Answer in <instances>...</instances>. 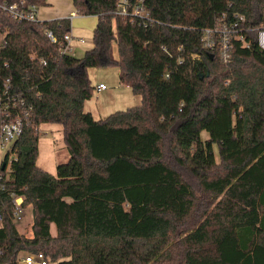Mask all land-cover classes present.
Segmentation results:
<instances>
[{"label":"trees","instance_id":"trees-1","mask_svg":"<svg viewBox=\"0 0 264 264\" xmlns=\"http://www.w3.org/2000/svg\"><path fill=\"white\" fill-rule=\"evenodd\" d=\"M117 2L73 0L98 17L77 57L60 53L69 17L3 7L47 0H0V93L10 79L32 106L0 163V264L23 252L56 264H264V0H143L147 18L117 15ZM235 14L249 45L233 39L224 61L202 33ZM107 65L141 101L96 119L88 69ZM42 124L62 128L68 159L55 174L37 163ZM13 192L36 211L32 236L17 228Z\"/></svg>","mask_w":264,"mask_h":264},{"label":"built area","instance_id":"built-area-1","mask_svg":"<svg viewBox=\"0 0 264 264\" xmlns=\"http://www.w3.org/2000/svg\"><path fill=\"white\" fill-rule=\"evenodd\" d=\"M3 7L11 15L20 19H39L35 5H32L29 9H20L17 3L4 4ZM77 14H80L77 10L72 12L70 18L77 16ZM116 14L123 18H133L135 16L149 17V12L143 0H118ZM244 21V15L235 14L234 18L230 21L221 18L216 25L204 28L202 33L203 47L208 50L218 48L222 59L224 61L229 60L233 39L241 41L244 46L249 45L247 36L243 32L244 29L241 27V23ZM256 31L258 45L264 49V20L256 27ZM47 33L52 41H57L52 31H48ZM74 38L75 36L71 30L64 34L60 42V53L75 55L72 45ZM79 41L82 43L86 42L84 37H80ZM106 87L104 83L98 84L99 89H105ZM31 108L32 106L26 102V99L21 94L12 91L11 81L7 79L3 91L0 93V163L4 161L7 155H10V157L14 156L13 146L23 133L24 123L30 115ZM12 195L16 206L15 216L16 218H20L25 210L22 206L23 196L16 195L14 192ZM21 262L23 264H51L52 261L42 252H27L23 256H20L19 263Z\"/></svg>","mask_w":264,"mask_h":264},{"label":"rangeland","instance_id":"rangeland-1","mask_svg":"<svg viewBox=\"0 0 264 264\" xmlns=\"http://www.w3.org/2000/svg\"><path fill=\"white\" fill-rule=\"evenodd\" d=\"M49 3L44 6L37 7L36 13L39 19H48L47 16L60 13H70L73 10L71 0H48ZM97 15H82L77 14L73 18V25L79 36L83 35L86 39L85 46L92 47L93 35L92 31L97 24ZM3 40V35H0V43ZM84 46V47H85ZM82 48L75 50V56L80 57L84 54ZM83 53V54H82ZM117 56V50L115 49ZM88 74L94 86L93 95L85 101V110L93 114L96 119L104 118L109 114L126 109L129 106L139 104L141 98L135 94L129 86L120 83L119 69L115 65L90 67ZM104 83L107 87L99 89L98 84ZM39 155L37 163L44 169L55 174L57 165L68 159V152L65 147L62 136V128L60 125L42 124L39 126ZM205 138L208 137L207 132L202 134ZM15 223L20 232L27 236L33 235V211L32 206L25 208L22 216L15 219ZM55 233V227H52ZM27 252H23V256ZM18 264H23L18 263ZM56 264V262H51Z\"/></svg>","mask_w":264,"mask_h":264},{"label":"crops","instance_id":"crops-1","mask_svg":"<svg viewBox=\"0 0 264 264\" xmlns=\"http://www.w3.org/2000/svg\"><path fill=\"white\" fill-rule=\"evenodd\" d=\"M71 2H72V5H73V10H71L70 11V13H67V14H65V13H60V14H54V15H50V16H47V18L48 19H55V18H63V17H71V13L72 12H74V11H76V8H75V6H74V3H73V0H71ZM49 3V1L47 0V4ZM46 4V5H47ZM44 6V5H43ZM42 7V6H41ZM76 17V16H75ZM73 18L74 17H72V18H70L71 19V24H72V27H71V32H72V34L75 36V38H74V40L72 41V45H73V48H74V50H80L81 48H82V50H84V51H86L87 49H89V48H91V47H87V46H85V43H82V42H80L79 41V38L80 37H83V35H80L79 36V34H78V31H76L75 30V28H74V25H73ZM47 19V20H48ZM95 28V27H94ZM94 30V29H93ZM92 35H93V31H92ZM86 40V39H85ZM85 46V47H84ZM93 46V45H92ZM83 51V52H84ZM83 54V53H82ZM82 56V55H81ZM100 84V83H99ZM55 227V225L54 224H52L51 225V230H52V227ZM55 231H56V228H55ZM52 233H53V230H52ZM56 233V232H55ZM55 233H53V234H55Z\"/></svg>","mask_w":264,"mask_h":264},{"label":"water","instance_id":"water-1","mask_svg":"<svg viewBox=\"0 0 264 264\" xmlns=\"http://www.w3.org/2000/svg\"><path fill=\"white\" fill-rule=\"evenodd\" d=\"M3 165L5 166V162H3ZM35 214H36V211L33 210L34 221H35Z\"/></svg>","mask_w":264,"mask_h":264}]
</instances>
